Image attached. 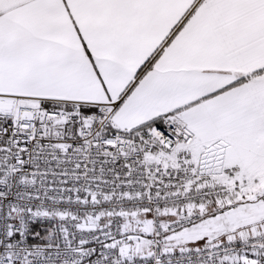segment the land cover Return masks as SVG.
<instances>
[{
  "label": "snow or ice",
  "instance_id": "1",
  "mask_svg": "<svg viewBox=\"0 0 264 264\" xmlns=\"http://www.w3.org/2000/svg\"><path fill=\"white\" fill-rule=\"evenodd\" d=\"M0 264H264V0H0Z\"/></svg>",
  "mask_w": 264,
  "mask_h": 264
}]
</instances>
